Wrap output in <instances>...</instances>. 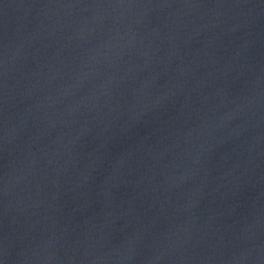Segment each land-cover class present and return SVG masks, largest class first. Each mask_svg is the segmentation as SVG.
Listing matches in <instances>:
<instances>
[{
	"label": "water",
	"instance_id": "water-1",
	"mask_svg": "<svg viewBox=\"0 0 264 264\" xmlns=\"http://www.w3.org/2000/svg\"><path fill=\"white\" fill-rule=\"evenodd\" d=\"M0 264H264V0H0Z\"/></svg>",
	"mask_w": 264,
	"mask_h": 264
}]
</instances>
